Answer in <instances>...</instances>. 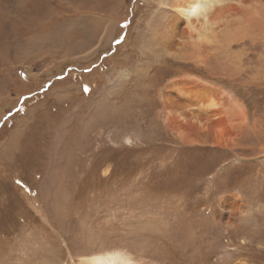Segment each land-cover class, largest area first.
I'll use <instances>...</instances> for the list:
<instances>
[{
  "label": "rangeland",
  "instance_id": "374dc122",
  "mask_svg": "<svg viewBox=\"0 0 264 264\" xmlns=\"http://www.w3.org/2000/svg\"><path fill=\"white\" fill-rule=\"evenodd\" d=\"M162 1L0 0V264L100 249L264 264L261 25L251 18L261 39L242 68L229 44L250 12L183 59L193 44L169 54ZM205 88L214 112L197 108ZM179 113L211 141L180 139L168 126Z\"/></svg>",
  "mask_w": 264,
  "mask_h": 264
},
{
  "label": "bare ground",
  "instance_id": "6f19581e",
  "mask_svg": "<svg viewBox=\"0 0 264 264\" xmlns=\"http://www.w3.org/2000/svg\"><path fill=\"white\" fill-rule=\"evenodd\" d=\"M162 5H164L162 11L171 14L170 19L167 22L166 29L164 31L165 32L164 37H166L168 50L170 49L168 52L172 56L180 57L181 53L179 55V53H176V51L179 52L178 48H182L186 43L189 42V44H193L194 53H191L189 55L185 54V56L182 55L183 56L182 58L192 60L193 56L197 57L199 56L200 52L202 53L204 52L205 46H207L208 44H212V42L216 41L218 37L223 36L224 33H228V31L231 30V22L233 23L235 28L237 27L238 20L232 21L233 17L236 16V14L244 15L245 12H250L246 16V19L244 18L240 22V27L245 28L246 24H248L246 26V29L249 27L250 28L246 32H241V31L239 32V28H238L237 32L232 37V43L229 44L231 47H239V48L241 47V52L245 53L244 58H240L239 61V68H240L243 64L242 61L245 62L247 58L254 55L255 54L254 49L257 48L258 44H260V42L257 41V39H261V38H258V36L254 35V33H256L255 32L256 30L253 29V27H251L252 25L251 18H254L261 25V27L258 29L264 33V19H263L264 14L259 12L262 8H264V0H173V3H170L169 0H163ZM262 38H264V36ZM235 54L237 55V53ZM194 89L198 91L199 90L202 91V89L199 87ZM209 93H210V89L205 88L203 90V95L205 96L204 97L205 100L202 99L197 103V108L201 112H209V111L214 112L213 110L219 105L216 99H214V93L211 92L212 93V94L210 93L211 95ZM168 95H169L168 99H171L172 95L170 93ZM207 95L209 96L208 99H207ZM185 115H186L185 113L184 114L179 113V114H174L171 118L168 117V126L171 129V131H176L175 134H177V136H179V138L182 139L185 143H193L194 141H198V140L203 143L210 142L211 141V139H209L210 130L209 128H207L206 125L199 126L193 124L189 126V129L197 134L196 136H191L185 133L184 130L186 125L184 124L186 122ZM179 117L182 120H185V122L180 120ZM259 149L263 150L264 147L262 146ZM226 204L227 203H225L224 205V202H222V206L223 205L226 206ZM227 205L229 207L232 206V204H227ZM218 214L219 217L220 215L221 217L223 215L221 212H219ZM77 264H159V263L146 262V261L137 262L135 261V258H133L131 254L126 251L100 249L98 251L90 253L89 255L82 256L77 262Z\"/></svg>",
  "mask_w": 264,
  "mask_h": 264
}]
</instances>
